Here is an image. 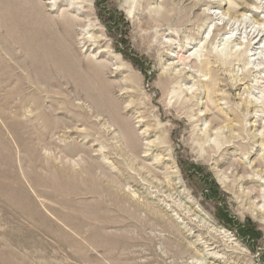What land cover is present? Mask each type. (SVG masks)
<instances>
[{
  "label": "rangeland",
  "instance_id": "1",
  "mask_svg": "<svg viewBox=\"0 0 264 264\" xmlns=\"http://www.w3.org/2000/svg\"><path fill=\"white\" fill-rule=\"evenodd\" d=\"M139 1L0 0V264H264V0Z\"/></svg>",
  "mask_w": 264,
  "mask_h": 264
},
{
  "label": "bare ground",
  "instance_id": "2",
  "mask_svg": "<svg viewBox=\"0 0 264 264\" xmlns=\"http://www.w3.org/2000/svg\"><path fill=\"white\" fill-rule=\"evenodd\" d=\"M15 1V0H14ZM26 1V0H25ZM148 1H150V0H140L139 2H141L142 4L143 3H146V2H148ZM34 2V1H33ZM164 3V2H163ZM26 4H27V2H26ZM25 4V5H26ZM29 4V3H28ZM27 4V5H28ZM165 7H167L166 8V11L165 12H163V13H157L156 14V16L154 17V18H156V19H158L157 21H160V22H162V23H164V24H171V22H173L174 21V18L176 17V16H178L179 18H181L182 16H183V12L182 11H177V10H173V9H169V7L172 5V3H171V0H165ZM26 5V6H27ZM31 5V4H30ZM38 5V4H37ZM72 5H74V4H72ZM210 6H212L213 8L212 9H217L218 11H221V13L220 14H217V13H209V15L213 18V25L212 26H214V28H215V30H214V32L215 31H221L220 29H219V25L220 24H216V19L215 18H217V17H219L220 15L221 16H223V18L222 19H220L221 21H222V24L224 25V27L227 29L228 28V26H230L231 25V19H230V21H227L225 18H224V16H227V13H226V11L225 12H223V10H224V1H221V0H211L210 1ZM142 7V6H141ZM24 8V7H23ZM3 9V8H2ZM28 9H33V13H35V15L36 14H38V15H40V14H42V11H41V8L39 7V6H36L35 4H33L32 6H30V8H28ZM211 9V10H212ZM12 10V9H11ZM29 10V11H30ZM167 10H169L170 12H168ZM1 11V10H0ZM21 11V10H20ZM9 12V11H8ZM27 13V12H26ZM232 13V12H231ZM8 14V13H7ZM6 14V15H7ZM4 15V14H3ZM23 15V14H22ZM25 15H27V14H25ZM208 15V14H207ZM41 16V15H40ZM7 17V16H6ZM151 17V16H150ZM233 17H234V15H233ZM154 18H153V20H154ZM231 18V17H230ZM34 19V18H33ZM38 20V19H37ZM176 20H177V18H176ZM13 21V20H12ZM40 21V20H39ZM155 21V20H154ZM219 21V20H218ZM26 22V21H25ZM48 22V21H47ZM56 23H58L59 25H62L63 27H64V29H65V31H66V33H67V35H69V36H71L72 34H73V27H75V26H81V24H82V22H79V21H75L74 19H72L71 17H69L67 14H62L61 16H60V19H58V20H56L55 21ZM175 22V21H174ZM32 23V22H31ZM233 23V22H232ZM239 24V23H238ZM14 25V24H13ZM26 25V24H25ZM236 25V24H235ZM240 25V24H239ZM255 25V24H254ZM233 27L234 26H232V28H231V30L233 29ZM36 28V27H35ZM257 29V28H256ZM228 30V29H227ZM235 31V30H234ZM233 31V32H234ZM191 33V32H190ZM244 33V32H243ZM264 33V32H263ZM35 35V34H34ZM226 35H228V33H226ZM200 37V36H199ZM32 38V37H31ZM250 39H251V46H252V44L254 43V46H253V50H255V51H257L258 50V46H260L261 44H264V36L262 35V34H257L256 35V33H254L253 35H251L250 36ZM236 41V40H235ZM174 42V41H173ZM230 42V40L229 41H227L226 42V45H228V43ZM211 44V43H210ZM225 45V44H224ZM225 45V46H226ZM192 47V46H191ZM256 47H258V48H256ZM263 47V46H262ZM195 47H193V49H194ZM228 48V47H227ZM227 48L225 47V49H223V51H226L227 50ZM189 49V48H188ZM192 49V48H191ZM184 50V49H183ZM2 51V50H1ZM186 51V50H185ZM264 51V50H263ZM177 52V51H176ZM261 54V53H260ZM261 55H263V54H261ZM178 56V55H177ZM197 55H194V57H196ZM259 56V55H258ZM182 58V57H181ZM188 58V57H187ZM177 59H180V57L178 56L177 57ZM181 61V60H180ZM184 60H182V62H183ZM261 61V60H260ZM185 62V61H184ZM87 64L90 66V68L91 69H97V68H100V66H98V64H96V63H94L93 61H89V62H87ZM99 70V69H98ZM97 70V71H98ZM254 70V69H253ZM252 70V71H253ZM181 71V70H180ZM70 72H71V70H70ZM69 76V75H68ZM209 76V75H208ZM194 77V76H193ZM99 83V82H98ZM99 88V87H98ZM187 92V91H186ZM256 103V102H255ZM254 108V107H253ZM245 116V115H244ZM125 134V133H124ZM127 136V135H126ZM129 136H127V138H128ZM129 139V138H128ZM131 140L133 141V142H136V139L134 138V136L132 135L131 136ZM133 144V143H132ZM256 196H257V194H256ZM258 197H261V195L260 194H258Z\"/></svg>",
  "mask_w": 264,
  "mask_h": 264
}]
</instances>
